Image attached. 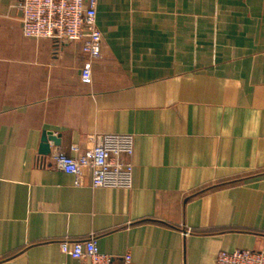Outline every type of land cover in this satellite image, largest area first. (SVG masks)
<instances>
[{"label": "crops", "instance_id": "1", "mask_svg": "<svg viewBox=\"0 0 264 264\" xmlns=\"http://www.w3.org/2000/svg\"><path fill=\"white\" fill-rule=\"evenodd\" d=\"M0 0V264H79L97 237L124 264L264 251V0H97L101 57L22 34ZM132 135L131 189L75 186L40 154ZM73 155V154H71Z\"/></svg>", "mask_w": 264, "mask_h": 264}, {"label": "built area", "instance_id": "2", "mask_svg": "<svg viewBox=\"0 0 264 264\" xmlns=\"http://www.w3.org/2000/svg\"><path fill=\"white\" fill-rule=\"evenodd\" d=\"M17 9L24 37L48 39L56 44L82 43L85 60L81 78L90 84L93 63L101 57L102 34L97 26V0H21ZM70 152L73 155L58 149L51 154V160L54 168L74 177L75 186L84 185L87 170L93 189L132 188V135H105L84 153L76 145L71 146ZM60 248L64 255L79 264H115L112 257L99 251L94 235L78 241L66 238L60 242ZM131 262V256H125L124 264ZM216 264H264V251H222L216 257Z\"/></svg>", "mask_w": 264, "mask_h": 264}, {"label": "water", "instance_id": "3", "mask_svg": "<svg viewBox=\"0 0 264 264\" xmlns=\"http://www.w3.org/2000/svg\"><path fill=\"white\" fill-rule=\"evenodd\" d=\"M60 136H55L52 132H44L42 136V144L40 146V154L43 156H49L51 154V146L52 142L55 147H59L61 145Z\"/></svg>", "mask_w": 264, "mask_h": 264}]
</instances>
